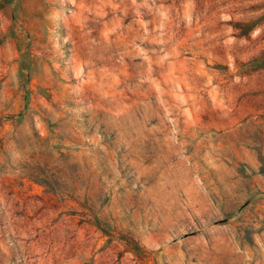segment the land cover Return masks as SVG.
Instances as JSON below:
<instances>
[{
  "label": "rangeland",
  "instance_id": "obj_1",
  "mask_svg": "<svg viewBox=\"0 0 264 264\" xmlns=\"http://www.w3.org/2000/svg\"><path fill=\"white\" fill-rule=\"evenodd\" d=\"M0 264H264V0H0Z\"/></svg>",
  "mask_w": 264,
  "mask_h": 264
}]
</instances>
